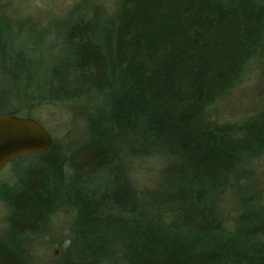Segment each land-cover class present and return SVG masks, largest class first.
I'll return each instance as SVG.
<instances>
[{
  "label": "trees",
  "instance_id": "obj_1",
  "mask_svg": "<svg viewBox=\"0 0 264 264\" xmlns=\"http://www.w3.org/2000/svg\"><path fill=\"white\" fill-rule=\"evenodd\" d=\"M2 17L0 114L40 122L44 107L75 105L91 131L65 163L53 138L7 164L0 264H31L21 245L62 211L74 224L60 264H264L260 197L238 225L218 205L264 162V111L205 116L262 54L264 0H117L108 20L78 4L44 44ZM127 161L157 164V182L133 181Z\"/></svg>",
  "mask_w": 264,
  "mask_h": 264
},
{
  "label": "rangeland",
  "instance_id": "obj_2",
  "mask_svg": "<svg viewBox=\"0 0 264 264\" xmlns=\"http://www.w3.org/2000/svg\"><path fill=\"white\" fill-rule=\"evenodd\" d=\"M78 4L96 7L103 18L108 20L116 10L117 0H0V13L5 24L36 38L52 25L64 20L68 11ZM30 37V36H29ZM47 39V38H46ZM33 45V42H29ZM264 111V50L252 64L245 78L228 94L220 97L209 108L205 116L215 123L238 122L245 117ZM40 123L54 138V152L65 163L70 150L81 142L91 131L88 116L75 105H53L44 107L38 113ZM102 123L101 130H109ZM129 175L141 186H152L157 182V164L151 161H127ZM6 165L0 172V180L7 179L10 171ZM3 172V173H2ZM239 186L228 187L218 198L221 217L238 225L240 217L249 209L245 207L252 196H259L252 206L264 214V162L252 166V172L243 178ZM257 199V198H256ZM7 209L0 201V235L5 234L3 221ZM74 217L69 211H62L53 217L52 224L41 236L32 238L21 245L22 253L31 264H60L66 256V248L72 236Z\"/></svg>",
  "mask_w": 264,
  "mask_h": 264
},
{
  "label": "water",
  "instance_id": "obj_3",
  "mask_svg": "<svg viewBox=\"0 0 264 264\" xmlns=\"http://www.w3.org/2000/svg\"><path fill=\"white\" fill-rule=\"evenodd\" d=\"M52 143L51 133L35 119L0 114V172L17 158L48 151Z\"/></svg>",
  "mask_w": 264,
  "mask_h": 264
}]
</instances>
